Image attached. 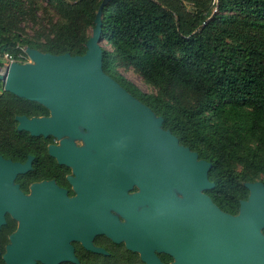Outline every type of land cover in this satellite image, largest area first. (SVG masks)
<instances>
[{"label":"trees","instance_id":"obj_1","mask_svg":"<svg viewBox=\"0 0 264 264\" xmlns=\"http://www.w3.org/2000/svg\"><path fill=\"white\" fill-rule=\"evenodd\" d=\"M47 2L0 0V66L8 58L26 62L25 47L56 55L87 52L104 0ZM101 19L112 47H103L104 71L162 117V127L180 144L212 162L209 193L222 210L237 214L250 197L247 184L258 176L264 183V0H109ZM120 67H132L157 92L141 89ZM23 115L50 116V109L5 90L0 79V155L19 162L34 157L32 169L15 180L27 189L67 169L49 154L52 135L19 129ZM16 229L9 216L0 229V264ZM65 264L144 263L117 248L88 251Z\"/></svg>","mask_w":264,"mask_h":264},{"label":"water","instance_id":"obj_2","mask_svg":"<svg viewBox=\"0 0 264 264\" xmlns=\"http://www.w3.org/2000/svg\"><path fill=\"white\" fill-rule=\"evenodd\" d=\"M108 1L102 3L84 55H56L28 47L36 63L14 61L7 71L0 72L5 90L50 109V116H18L19 129L33 135L79 137L80 125L89 127L93 133L84 138L100 149V163L109 175L133 177L148 166L152 179L151 223L146 235L135 237V245L134 237L127 232L128 247H140L148 264H162L154 247L173 253L178 260L175 264H264V255L236 256L254 253L250 248L257 242L264 244V183L247 184L250 197L242 202L237 215L222 210L200 192L215 186L208 177L212 162L199 159L196 151L180 144L177 136L162 127V117L156 118L149 106L103 69L105 36L101 13ZM63 144L49 148L60 163L78 164L81 168L83 158L91 156L70 141ZM33 158L23 163L0 155V229L7 222V212L19 220L3 255L6 264L79 262L72 239L83 241L90 250L107 253L91 243L97 230L121 241L117 230L126 227L108 215L110 223H101L90 235L80 228V198L68 199L58 192L59 206L52 199L24 194L15 180L32 169ZM174 184L185 193L184 200L174 194ZM70 223L72 231L68 229Z\"/></svg>","mask_w":264,"mask_h":264},{"label":"flooded vegetation","instance_id":"obj_3","mask_svg":"<svg viewBox=\"0 0 264 264\" xmlns=\"http://www.w3.org/2000/svg\"><path fill=\"white\" fill-rule=\"evenodd\" d=\"M52 137L53 142L49 144V148L51 145L60 146L59 139L55 135H52ZM83 139L87 142L84 137ZM75 145L77 147H83L79 144ZM90 146L93 147V149H85L88 155L91 156H86L87 158H83V165L80 166L81 168H79L78 164L71 165L67 163H60L57 155H52L49 149V154L54 157L60 165H65L67 169L66 173L64 175H60L58 177H53L50 179L33 181L27 186V189H23L19 183L17 184H19L20 189L22 190V192H24V194L28 196H37L38 199H52L59 206L61 205V198L57 194L58 192H61L63 196L68 199L80 198L81 212L78 214V217H80V228L85 231L87 235H90V232H94L101 223L104 224L105 221L110 223L108 220H106L105 215H108L109 217L111 216V218L116 219L118 225L126 227L125 229L119 228L117 230L121 237V241L117 242L107 233L97 230L92 235L91 243L95 247L106 250L107 254H110L117 248L120 250L127 249L136 254L137 258H139L144 264H148V261L143 259L142 257V250L140 249V247L129 248L127 245V241H125V238L129 233L134 237L135 243L133 242V245H135V237L146 235L147 227L151 223L150 215L153 207L152 179L151 174L149 173L148 166H143L142 168H140V170L143 171L135 173L133 177L126 176V174L121 173H119V175H109V173L105 172V166L100 163V149L92 145ZM135 170H137V168H135ZM110 177H113V179H110ZM50 184L52 185L51 187ZM78 187L81 188V191ZM214 187L204 189L202 192L208 195L213 202L214 200L209 192H211ZM171 188L179 200L185 199H180L181 197L178 195L177 191L179 190L181 194L184 192L179 188L178 185L174 184ZM243 201L244 200L241 201V205ZM240 210L237 214L240 213ZM9 216L17 221L18 228L19 220L14 218L10 212H7V221ZM72 227L73 224L70 223L68 229L72 231ZM261 233L264 236V228L261 229ZM70 243L74 247V253L79 261L80 255H82L83 253H88V251L95 252L88 249L81 240L72 239ZM250 250H254V253H249L250 251H248L239 253L236 256L244 258L253 256V258H260L264 255V244H260L257 242L255 247L250 248ZM154 253L160 259L162 264H175L178 262L177 257L169 250H157L154 251ZM71 262L73 263V261H62L59 264ZM38 263L46 264L42 261H38L36 264ZM253 264L262 263L260 261H256Z\"/></svg>","mask_w":264,"mask_h":264},{"label":"rangeland","instance_id":"obj_4","mask_svg":"<svg viewBox=\"0 0 264 264\" xmlns=\"http://www.w3.org/2000/svg\"><path fill=\"white\" fill-rule=\"evenodd\" d=\"M44 4V6H49V3L47 2V0H41ZM70 1H73V0H70ZM215 4L216 2L214 1L212 3V7H213V10L215 11ZM188 8L189 9H194V5L191 4V3H188ZM41 13V11H39ZM32 25L31 23H29V27L27 28V32L29 34H33V30H32ZM102 46L106 49H111V45L106 41L104 40L102 42ZM27 50H28V47H25ZM8 62V59H5L4 60V64H6ZM24 63H36L35 60H33V58H31V56L29 55V58L27 59L26 62ZM120 71L125 75L127 76L128 78H130L133 82H135L141 89H143L144 91L146 92H157V89L148 84L142 77L141 75H139L137 72L134 71V69L132 67H129V68H124V67H120ZM156 118H158L157 115H155ZM80 132H81V136L79 137H74V136H71V135H65V136H62V137H58L56 136L59 141H60V146H64V142L65 141H70L71 143H74V144H79L81 146H83L84 148H90V149H93V147H91L89 144H88V141L86 142L83 137L85 135H92V130L90 128H85L84 126L80 125ZM96 151V150H95ZM169 154H173L172 151H169ZM262 176H258L256 178V180L254 182H262L261 180ZM175 189V188H174ZM200 192H203V190H200ZM178 195L181 197L180 199H184L185 198V194L181 192H179V190L177 191ZM128 236L125 238V241H128ZM158 249L156 247H154V251H157ZM160 251V250H158Z\"/></svg>","mask_w":264,"mask_h":264},{"label":"built area","instance_id":"obj_5","mask_svg":"<svg viewBox=\"0 0 264 264\" xmlns=\"http://www.w3.org/2000/svg\"><path fill=\"white\" fill-rule=\"evenodd\" d=\"M14 61H16V62H20V61L14 59V58H8V62H7L6 64L0 66V68H1V71H0V72H1V73H4L5 71H7L8 66H9L12 62H14Z\"/></svg>","mask_w":264,"mask_h":264}]
</instances>
